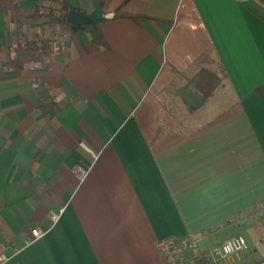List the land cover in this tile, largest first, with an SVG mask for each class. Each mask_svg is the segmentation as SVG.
Returning a JSON list of instances; mask_svg holds the SVG:
<instances>
[{
  "label": "crops",
  "instance_id": "obj_1",
  "mask_svg": "<svg viewBox=\"0 0 264 264\" xmlns=\"http://www.w3.org/2000/svg\"><path fill=\"white\" fill-rule=\"evenodd\" d=\"M55 1L0 0V244L19 250L3 264H165L156 241L189 233L242 235L224 264H264V0H102L145 19L100 20V48L56 25L38 55L30 17ZM201 66L221 83L189 111Z\"/></svg>",
  "mask_w": 264,
  "mask_h": 264
},
{
  "label": "trees",
  "instance_id": "obj_2",
  "mask_svg": "<svg viewBox=\"0 0 264 264\" xmlns=\"http://www.w3.org/2000/svg\"><path fill=\"white\" fill-rule=\"evenodd\" d=\"M95 4H101L102 0H94ZM69 10V6L64 0H56L54 5L49 7H42L35 11L31 15V19L40 20L39 26L42 30V34L47 31H51L52 27L58 25H67L70 27L72 32L77 30H84L90 34L92 41L95 45L100 48L104 46V39L101 34L99 25L92 27L91 25H70L66 23V15ZM118 16H127L128 18L134 20L137 23H142L145 19V16L141 14L134 13H122L115 11L112 17ZM42 35L41 39V54L47 53L49 46V39L43 40ZM30 48L33 50V44H30ZM221 83V76L214 70H210L206 67H200L197 71L190 77L188 82L181 87L179 94L182 101L185 103L187 110L194 111L205 104L207 99L213 93L215 88ZM259 95L264 99V85H260L255 89ZM43 110L48 106L44 103L39 104Z\"/></svg>",
  "mask_w": 264,
  "mask_h": 264
},
{
  "label": "built area",
  "instance_id": "obj_3",
  "mask_svg": "<svg viewBox=\"0 0 264 264\" xmlns=\"http://www.w3.org/2000/svg\"><path fill=\"white\" fill-rule=\"evenodd\" d=\"M89 152L93 157L95 156L92 151ZM73 172L81 181L86 175L87 169L82 166H75ZM258 208V211L264 215V199L260 202ZM63 210V207L50 210V220L56 222ZM43 233L39 227L31 228V237L26 240V244L38 239ZM155 245L165 264H224L233 255L244 252L248 248L247 242L242 235L230 237L210 248H200L198 238L190 233L181 237L167 236L158 239ZM12 252L9 253L7 248L0 244V264L8 261Z\"/></svg>",
  "mask_w": 264,
  "mask_h": 264
},
{
  "label": "water",
  "instance_id": "obj_4",
  "mask_svg": "<svg viewBox=\"0 0 264 264\" xmlns=\"http://www.w3.org/2000/svg\"><path fill=\"white\" fill-rule=\"evenodd\" d=\"M112 16L113 13H104L102 5L97 4L94 9L89 12L69 9L66 15V23L70 25H91L95 27L100 20Z\"/></svg>",
  "mask_w": 264,
  "mask_h": 264
},
{
  "label": "rangeland",
  "instance_id": "obj_5",
  "mask_svg": "<svg viewBox=\"0 0 264 264\" xmlns=\"http://www.w3.org/2000/svg\"><path fill=\"white\" fill-rule=\"evenodd\" d=\"M108 9H109L108 6H105V7H104V10H105V11H107ZM55 27H56V26H55ZM58 27H60V26H58ZM56 29H57V28H56ZM41 32H42V30H41ZM50 33H51V31L49 30V31L45 32V33L42 34V35H43V37L45 38L46 36L50 35ZM56 33H58V34H59L58 36H60V37H61V35H66V33H65V32L62 33V30H60V29L58 30V32H57V30H56ZM55 35H56V34H55ZM52 36H53V35H52ZM54 37H55V36H54ZM54 37H53V39H55ZM64 37H65V36H64ZM48 39H49V38H48ZM59 40L62 41L61 38H58V41H59ZM63 42H64V40H63ZM63 42H62V43H63ZM62 43H59V46H61ZM64 44H65V43H64ZM64 44H63V46H64ZM63 46H62L61 48H63ZM258 213H259V212H258ZM259 216H262V217L264 218V216L261 215V213H259ZM18 251H19L18 248L15 247L14 250H13V252H12V255H11V256L17 254Z\"/></svg>",
  "mask_w": 264,
  "mask_h": 264
}]
</instances>
